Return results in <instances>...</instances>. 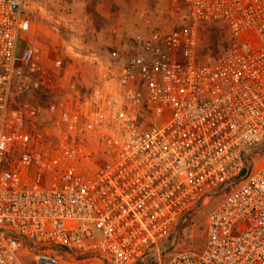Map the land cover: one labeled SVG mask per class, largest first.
I'll return each instance as SVG.
<instances>
[{
	"label": "built area",
	"instance_id": "2783aa9c",
	"mask_svg": "<svg viewBox=\"0 0 264 264\" xmlns=\"http://www.w3.org/2000/svg\"><path fill=\"white\" fill-rule=\"evenodd\" d=\"M182 3V24L141 39L87 90L72 84L61 101L14 110L16 87L51 92L63 61L47 70L25 41V0H0V264H139L215 196L202 248L167 264H264V159L248 174L245 162L264 141V0ZM214 22L226 50L203 62L198 32ZM41 118L51 150L29 133Z\"/></svg>",
	"mask_w": 264,
	"mask_h": 264
},
{
	"label": "rangeland",
	"instance_id": "374dc122",
	"mask_svg": "<svg viewBox=\"0 0 264 264\" xmlns=\"http://www.w3.org/2000/svg\"><path fill=\"white\" fill-rule=\"evenodd\" d=\"M24 12L31 21L25 41H32L43 50L47 70H51L53 61L61 59L63 73L51 79L54 85L51 92L36 89L31 94H23L20 87H16L12 100L14 110L26 103L46 105L61 101L72 84L77 90H87L93 86L101 67L108 63L122 64L136 51L141 39L153 32H169L184 21L182 0H25ZM226 45L224 25L214 22L200 27L199 60L212 62L226 50ZM45 127L41 118L40 124H29L28 128L31 136H43L38 142L43 150H51L56 140L45 132ZM93 145V142L88 144V151L93 152ZM260 145L263 146L261 151L252 148L245 155L247 174L254 170V164L259 166L264 159V141ZM31 147H36L35 141L31 140ZM94 161L92 158L88 165L91 169ZM229 190V186L222 190V197ZM221 199L215 196L193 208L161 244L159 252L149 254L140 264H167L184 249L200 250L208 212ZM27 245L23 244L20 254L24 262H30L31 258ZM59 263L108 264L99 258L77 255H63Z\"/></svg>",
	"mask_w": 264,
	"mask_h": 264
},
{
	"label": "trees",
	"instance_id": "16d2710c",
	"mask_svg": "<svg viewBox=\"0 0 264 264\" xmlns=\"http://www.w3.org/2000/svg\"><path fill=\"white\" fill-rule=\"evenodd\" d=\"M255 148V150H259V151H261L262 150V148H263V146L262 145H257V146H255L254 147ZM245 173V170H243V174ZM140 264V263H139Z\"/></svg>",
	"mask_w": 264,
	"mask_h": 264
}]
</instances>
